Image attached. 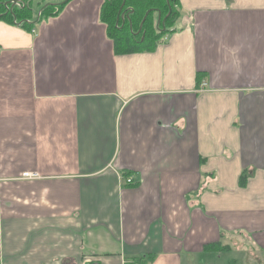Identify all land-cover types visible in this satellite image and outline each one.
<instances>
[{
  "label": "crops",
  "instance_id": "crops-1",
  "mask_svg": "<svg viewBox=\"0 0 264 264\" xmlns=\"http://www.w3.org/2000/svg\"><path fill=\"white\" fill-rule=\"evenodd\" d=\"M104 1L0 21V264H264V0L132 54Z\"/></svg>",
  "mask_w": 264,
  "mask_h": 264
},
{
  "label": "trees",
  "instance_id": "trees-1",
  "mask_svg": "<svg viewBox=\"0 0 264 264\" xmlns=\"http://www.w3.org/2000/svg\"><path fill=\"white\" fill-rule=\"evenodd\" d=\"M43 1L46 2V6L44 4L42 7ZM71 1L0 0V21L20 27L26 31H33L40 22L58 17ZM168 1L173 12V18L170 20V17L167 18L170 9ZM34 4L38 8H34ZM179 6V0H105L101 9L100 19L108 28V35L114 42L117 54L152 52L156 50L165 35L174 33L175 23L181 15ZM121 12L131 13L123 28H121V24H123L121 21H119L118 26L116 25L117 18ZM158 13L161 14L162 20L167 18V30L161 33L155 27ZM130 22H132V30ZM141 24L143 25L142 34L134 35L133 31H137ZM224 248L222 246L218 249L216 245L207 246V249L215 252H221Z\"/></svg>",
  "mask_w": 264,
  "mask_h": 264
},
{
  "label": "flooded vegetation",
  "instance_id": "flooded-vegetation-1",
  "mask_svg": "<svg viewBox=\"0 0 264 264\" xmlns=\"http://www.w3.org/2000/svg\"><path fill=\"white\" fill-rule=\"evenodd\" d=\"M167 3H168L169 8H170L169 9V12H168V15H167V18L170 17L169 18V20H170L171 18H173L172 17V13L173 12L171 10L172 8L170 7L171 5L169 4L170 2L168 1ZM130 16H131V13L130 14H127L126 12L125 13H122L121 12L119 14L118 18H117V24L116 25L118 26L119 21H121L123 23V24H121V28H123L124 27V24L126 23V20H128V17H130ZM167 18H165L164 20H162L161 14L158 13V18H157L155 27H156V29L158 31H160L159 33L167 30V27H166ZM130 28H131V30L133 29L132 28V22H130ZM142 32H143V25L141 24L140 27H139V29H137V31H133V34L134 35H140V34H142Z\"/></svg>",
  "mask_w": 264,
  "mask_h": 264
},
{
  "label": "rangeland",
  "instance_id": "rangeland-1",
  "mask_svg": "<svg viewBox=\"0 0 264 264\" xmlns=\"http://www.w3.org/2000/svg\"><path fill=\"white\" fill-rule=\"evenodd\" d=\"M42 3H43V4L41 5L42 7L44 6V4H45V6H46V2H45V1H43ZM42 7H41V8H42ZM34 8H38V7H36L35 4H34ZM41 8H40V9H41ZM225 258H229V259H231L230 256L226 255V256L220 261L221 264H223Z\"/></svg>",
  "mask_w": 264,
  "mask_h": 264
},
{
  "label": "built area",
  "instance_id": "built-area-1",
  "mask_svg": "<svg viewBox=\"0 0 264 264\" xmlns=\"http://www.w3.org/2000/svg\"><path fill=\"white\" fill-rule=\"evenodd\" d=\"M127 183L128 184H131L132 183V180L131 179H127Z\"/></svg>",
  "mask_w": 264,
  "mask_h": 264
},
{
  "label": "water",
  "instance_id": "water-1",
  "mask_svg": "<svg viewBox=\"0 0 264 264\" xmlns=\"http://www.w3.org/2000/svg\"><path fill=\"white\" fill-rule=\"evenodd\" d=\"M68 0H65V2H67ZM41 12H42V10L40 11V13H39V17H40V15H41Z\"/></svg>",
  "mask_w": 264,
  "mask_h": 264
}]
</instances>
